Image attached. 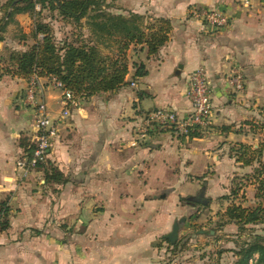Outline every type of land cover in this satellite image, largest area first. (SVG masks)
I'll use <instances>...</instances> for the list:
<instances>
[{"label": "crops", "instance_id": "obj_1", "mask_svg": "<svg viewBox=\"0 0 264 264\" xmlns=\"http://www.w3.org/2000/svg\"><path fill=\"white\" fill-rule=\"evenodd\" d=\"M141 3L132 11L170 21L169 40L154 57L147 58L145 51L132 55L147 70L132 80L135 87L81 99L58 123L49 160L64 184L46 182L40 170L21 179L15 169L33 134V112L21 100L26 80L6 73L5 67L8 50L24 51L31 43L23 35L30 32L31 20L19 14L7 27L0 42V203L8 206L9 228L0 233V264H161L166 247L171 249L165 236L173 224L187 210L199 208L179 198L202 191L210 199L208 209L217 208V222L229 205L219 198L258 167L256 161L249 166L237 162L234 149L244 144L254 150L264 143V130L257 128L264 124V4ZM192 9L220 10L229 23L211 30ZM26 19L21 37L9 39L11 26L22 29ZM233 66L243 71L242 92L226 80ZM199 67L211 83L209 128L193 136L153 129L148 142L134 145L133 128L144 113L170 108L180 117L188 114L186 79ZM132 74L131 69L128 82ZM38 83L51 118H57L59 91L45 78ZM252 183L244 182L243 206L248 194L254 198ZM190 191L195 196H188ZM210 235L216 237L213 231Z\"/></svg>", "mask_w": 264, "mask_h": 264}, {"label": "trees", "instance_id": "obj_2", "mask_svg": "<svg viewBox=\"0 0 264 264\" xmlns=\"http://www.w3.org/2000/svg\"><path fill=\"white\" fill-rule=\"evenodd\" d=\"M106 2L107 0H6L0 5V42L5 39L7 27L15 22V16L27 14L31 20V29L27 36L23 35L31 43L27 44L24 51H7L5 72L26 81L32 76L47 80L55 78L62 84L63 90L80 99L116 91L129 85L132 80L144 77L147 74L144 63L134 60L132 55L145 51L147 58L156 56L169 40L172 30L170 21L133 12L127 15L113 14L108 10ZM45 11L52 17L55 14L62 21L71 23L75 32L57 41L52 25L42 16ZM84 29L87 33L83 32ZM131 69L133 74L128 82L126 77ZM257 128L264 130V124ZM196 132L198 131L194 130L186 136L198 134ZM23 146L27 151L28 143ZM234 153L237 162L249 166L256 161L258 167L251 175L237 181L228 195L219 198L228 200L229 205L218 215L214 229L207 234L211 236L212 231L216 234L228 224L236 226V233L227 239L234 247L219 249L214 264H220L225 253H230L234 258L231 264H264V235L255 230L256 226L264 225V143L254 150L239 144ZM36 170L44 173L46 182H66L49 157ZM244 180L256 185L255 205L252 207L242 205L245 199L244 192L241 191L245 185ZM196 197H180L179 202L208 208L210 199L202 196L197 201L194 199ZM8 228L9 209L6 202H1L0 233ZM179 245L180 242L170 245L171 250L177 249ZM204 264H213V259Z\"/></svg>", "mask_w": 264, "mask_h": 264}, {"label": "built area", "instance_id": "obj_3", "mask_svg": "<svg viewBox=\"0 0 264 264\" xmlns=\"http://www.w3.org/2000/svg\"><path fill=\"white\" fill-rule=\"evenodd\" d=\"M239 2L242 7H249L252 2L264 4V0H239ZM192 13L211 30L224 29L229 23V17L217 9H192ZM38 80L39 78L32 76L26 81L21 98L24 105L31 108L33 112V134L28 143V150H24L15 162V169L19 171L21 179L28 178L39 164L48 159L52 143L57 138L58 123L69 117L70 109L81 100L75 98L71 92L63 90L62 84L57 79H49L51 86L60 93L61 111L59 116L53 119L43 100L42 88ZM226 80L235 92L243 91L244 75L238 66L231 67ZM130 86L135 87V84L130 83ZM185 95L190 103V111L183 117L178 116L170 108H160L144 113L133 128L134 145L148 142L153 129L170 131L180 136H186L194 130L206 131L211 123L213 105L210 78L204 67L189 73L186 79Z\"/></svg>", "mask_w": 264, "mask_h": 264}, {"label": "rangeland", "instance_id": "obj_4", "mask_svg": "<svg viewBox=\"0 0 264 264\" xmlns=\"http://www.w3.org/2000/svg\"><path fill=\"white\" fill-rule=\"evenodd\" d=\"M6 0H0V5H2ZM146 0H107L108 10L113 14H123L127 15L129 12H133L139 7V3ZM142 4V3H141ZM2 13V12H1ZM135 13V12H133ZM1 16V14H0ZM43 17H46L45 21L50 22L54 30V36L57 41L64 39L69 36L73 30V25L71 23H66L62 21L55 14L52 17L49 12H43ZM149 16V15H145ZM52 17V18H51ZM26 21V22H25ZM84 22V21H83ZM23 28H17V26H11L10 32H8V38L13 39L15 36L19 38L22 35V30L27 26L28 20H24ZM20 29V30H19ZM7 32V31H6ZM84 33H87L84 29ZM6 34V33H5ZM4 34V36H5ZM7 36V35H6ZM131 54V53H130ZM264 109V107H262ZM194 195V192L189 193L188 196ZM245 197V196H244ZM247 203L244 206H254L255 200L251 194L246 197ZM237 202L239 200H236ZM245 202V199L242 203ZM213 211L208 208H191L184 212L183 217L185 221L181 224V230L179 233L180 245L175 250H168L166 247L165 254L161 258V264H204L209 263L213 259V264L217 257V251L219 249H227L228 247H234L232 242H227V236H231L236 229L234 226H226L223 230H218L215 234V238H211L207 233L211 229H214L217 217L214 211H217L216 207H213ZM257 233L264 235V225H259L255 227ZM218 238V239H217ZM208 257H210L209 260ZM234 258L230 253H225L222 255L220 264H231Z\"/></svg>", "mask_w": 264, "mask_h": 264}, {"label": "water", "instance_id": "obj_5", "mask_svg": "<svg viewBox=\"0 0 264 264\" xmlns=\"http://www.w3.org/2000/svg\"><path fill=\"white\" fill-rule=\"evenodd\" d=\"M203 196V192L200 191L197 194L195 200L199 201V199ZM185 221V218L178 219L172 226L171 232L165 236L166 240L169 241L170 244L174 245L178 240V233L180 229V225Z\"/></svg>", "mask_w": 264, "mask_h": 264}]
</instances>
